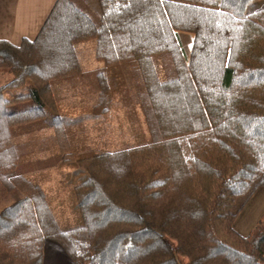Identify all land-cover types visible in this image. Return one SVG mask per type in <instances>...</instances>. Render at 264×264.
Wrapping results in <instances>:
<instances>
[{
    "label": "trees",
    "instance_id": "obj_1",
    "mask_svg": "<svg viewBox=\"0 0 264 264\" xmlns=\"http://www.w3.org/2000/svg\"><path fill=\"white\" fill-rule=\"evenodd\" d=\"M89 1L57 0L34 40H0V71L12 76L0 85V264H43L46 239L75 264H264V217L246 236L234 228L264 185V6ZM181 32L193 35L189 55ZM93 38L104 67L84 74L77 44ZM123 65L158 140L76 149L81 118L59 113L65 83L93 77L107 112L118 92L132 104L114 76ZM45 127L52 132L30 138ZM53 147L77 167L81 223L69 228L25 173L36 168L25 157Z\"/></svg>",
    "mask_w": 264,
    "mask_h": 264
},
{
    "label": "rangeland",
    "instance_id": "obj_2",
    "mask_svg": "<svg viewBox=\"0 0 264 264\" xmlns=\"http://www.w3.org/2000/svg\"><path fill=\"white\" fill-rule=\"evenodd\" d=\"M261 6H264V0L251 4L248 9L253 10ZM181 40L185 45H183L185 52L189 55L192 45L191 35L183 34ZM95 45L94 38L80 41L77 44V52L84 74L104 67V63L96 58ZM121 68L120 71L114 73V76L117 85H120L122 89L125 86L130 88L132 104L118 92L111 96L107 112H103L102 105L96 106L100 90L94 83L93 77L88 78L92 83L90 81L85 84L79 83L86 81V77L81 78L75 85L65 83L59 113L68 118H81L80 123L72 127L75 133L74 146L76 149L83 152L113 151L126 147V145L158 140V127L145 105V96L138 89L136 78L129 67L123 65ZM11 78L10 74L0 71V85L6 84ZM51 132L45 127L41 130H34L29 136L38 141L37 139H40L42 135L44 137ZM24 161L25 165L27 163V165L36 166V168H29L30 170L25 173H28V177L43 187L62 227L69 228L77 225L81 218L74 196V186L77 183L75 163L66 160L62 162L61 154L55 147L36 150L25 157Z\"/></svg>",
    "mask_w": 264,
    "mask_h": 264
},
{
    "label": "crops",
    "instance_id": "obj_3",
    "mask_svg": "<svg viewBox=\"0 0 264 264\" xmlns=\"http://www.w3.org/2000/svg\"><path fill=\"white\" fill-rule=\"evenodd\" d=\"M56 1L0 0V40H6L15 45H20L25 39L34 40L51 13ZM183 34L191 35V43L193 45V35L181 32L180 38ZM182 45L184 44L182 43ZM263 217L264 185L255 191L240 211L234 221V228L238 233L246 236L258 226ZM183 262L187 264V258H183ZM43 264H75V262L61 243L52 239H46L44 243Z\"/></svg>",
    "mask_w": 264,
    "mask_h": 264
},
{
    "label": "snow or ice",
    "instance_id": "obj_4",
    "mask_svg": "<svg viewBox=\"0 0 264 264\" xmlns=\"http://www.w3.org/2000/svg\"><path fill=\"white\" fill-rule=\"evenodd\" d=\"M164 2V0H161V3H163Z\"/></svg>",
    "mask_w": 264,
    "mask_h": 264
}]
</instances>
